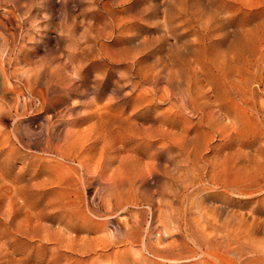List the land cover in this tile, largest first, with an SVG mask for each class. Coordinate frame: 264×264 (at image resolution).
<instances>
[{"label": "rangeland", "instance_id": "obj_1", "mask_svg": "<svg viewBox=\"0 0 264 264\" xmlns=\"http://www.w3.org/2000/svg\"><path fill=\"white\" fill-rule=\"evenodd\" d=\"M40 1H34L37 20H22L18 31L25 37L6 53L12 65L0 69V264H264L263 152L256 151L264 147L262 124L241 114L231 132L208 133L197 114L169 109L174 99L166 97L167 84L154 88L150 79L166 64L178 73L184 60L189 74L198 70L204 89L220 90L214 69L219 55L264 53V0ZM15 3L0 0V19L8 10L19 13ZM30 69L41 75L31 78L32 88L19 80ZM129 79L140 82L134 91ZM19 88L27 91L26 100L18 98ZM258 100L264 104V97ZM48 127L64 138L57 150L69 159L42 150ZM169 141H177L173 152L180 159L189 156L178 177L171 167L180 159L167 149L158 153ZM148 222L156 231L153 242L157 230L187 226L230 244L198 248L191 260H158L143 246ZM176 237L162 244L182 240Z\"/></svg>", "mask_w": 264, "mask_h": 264}, {"label": "bare ground", "instance_id": "obj_2", "mask_svg": "<svg viewBox=\"0 0 264 264\" xmlns=\"http://www.w3.org/2000/svg\"><path fill=\"white\" fill-rule=\"evenodd\" d=\"M15 3V7L18 10V14L12 9V10H8L7 12H5L3 14V20L0 19L1 22V27H3L6 30V33H0V55L2 54V58L0 57V69H2L3 71H5V64L10 66L12 65V58L8 57L6 58V53L9 55L12 54V51L16 50V44L18 42V39L20 38H24L22 37L23 35L18 31L21 26H22V20H27L29 23H33L37 20L38 18V14L35 12L36 7L34 6L35 0H14ZM24 1V3H22ZM42 1V0H41ZM40 1V2H41ZM168 2H170L169 0H167ZM166 1V2H167ZM38 2V1H37ZM90 2V1H89ZM3 3V2H2ZM39 3V2H38ZM4 4V3H3ZM5 5V4H4ZM12 5V4H11ZM40 6V5H39ZM43 6V5H42ZM95 6V5H94ZM43 8V7H42ZM15 9V8H14ZM149 9V8H148ZM164 10V9H163ZM2 14V13H1ZM41 15V14H40ZM21 18V19H20ZM43 18V17H42ZM41 18V19H42ZM47 18V16H46ZM19 21L18 24L16 25L17 28L13 29V31H9V29H7L8 25L13 26L15 21ZM71 22V21H70ZM74 22V21H73ZM66 24V23H65ZM36 25V24H35ZM34 26V25H32ZM66 26V25H65ZM27 27V26H26ZM24 26V28H26ZM37 27V26H36ZM71 27V26H70ZM38 28V27H37ZM30 29V28H29ZM28 29V30H29ZM43 29V28H42ZM67 29V28H65ZM4 30V31H5ZM75 30V29H74ZM3 31V32H4ZM34 31V30H33ZM25 32V31H22ZM28 34V33H27ZM21 35V36H20ZM91 35V33H90ZM36 37V36H35ZM85 37V35H84ZM212 37V36H211ZM28 39V38H26ZM29 40V39H28ZM33 40V38H32ZM25 41V40H24ZM30 41V40H29ZM27 42V41H26ZM203 42V41H202ZM70 43V42H69ZM198 43V42H197ZM206 43V41L204 42ZM20 44V43H19ZM24 45V44H22ZM19 47V45H18ZM21 47V46H20ZM24 47V46H22ZM68 47V46H67ZM25 48V47H24ZM179 48V47H178ZM89 49V48H88ZM19 50V49H18ZM136 50V49H135ZM186 50V49H185ZM17 51H15L16 53ZM74 52V51H73ZM82 52V51H81ZM145 52V51H144ZM24 53V52H21ZM20 53V54H21ZM130 53V51H129ZM162 54V53H161ZM169 54V53H168ZM228 54V53H227ZM139 55V54H138ZM172 55V54H171ZM17 56V55H16ZM13 57V56H12ZM70 57V56H69ZM139 57V56H138ZM182 57V55H178V58ZM219 59L216 60V62L214 63V69L217 73V79L221 85L220 90H214L213 88L210 89H204V86L202 85V79L198 76V70L196 68L193 69V74H189L188 70L191 67L190 65H186L185 61L183 60V64L184 66L186 65V68L184 66H181L180 69H178V73H176V71L173 69V67L171 65H164L159 71H157L155 74H153L152 76H150L151 82L154 84V88L156 87V85L159 84V82L163 81L167 84V99L169 98H173L174 100L171 101V106L169 107V109H173L175 108V111L177 112H185V113H189V114H197L198 117V123H204L205 126H207V130L206 132L210 133V131H218V132H222V135H225L223 133H229L231 132L233 129H236V124L237 122V116L243 114L242 116H246V114H248V117H253L257 122H260L264 128V104L261 103V105H259L260 103L258 102V98H263L264 97V73L262 70V67H260V65H258V61L260 62V60L264 61V53L263 52H259L258 54L252 55V56H248L246 57L245 54L243 52H238V53H233L231 55H219ZM19 58V57H18ZM136 59V57H135ZM24 61V60H22ZM135 61V60H134ZM173 61H175L173 59ZM248 61L252 62V65L250 63V67H245V71L247 73V75H241V73L239 71H241L245 65V63H248ZM153 62V61H152ZM66 63V62H65ZM139 63V62H138ZM188 63H191V61H189ZM264 63V62H263ZM70 64V63H69ZM170 64V63H169ZM176 64V63H175ZM19 65V64H18ZM174 65V64H173ZM39 66V65H38ZM84 66V65H83ZM13 67V66H12ZM196 67V66H195ZM7 68V67H6ZM10 68V67H9ZM22 68V67H21ZM35 68V67H34ZM151 68V66H150ZM155 68V67H154ZM148 69V68H147ZM70 70V69H69ZM76 70V69H75ZM233 70L238 71V74L233 73ZM41 72V71H40ZM125 72V71H124ZM148 72V71H147ZM152 72V69H151ZM243 72V71H242ZM233 73V74H232ZM21 78H19V80H23L25 79V81H27L26 86L31 87L32 85V81L31 78L35 77L36 81H38L41 77L40 73L37 70L34 69H30V70H25L23 72H21ZM10 76V75H9ZM8 76V78H9ZM49 76V75H48ZM130 74H128V78H129ZM141 76V74H140ZM44 77V76H43ZM17 79V78H16ZM56 79V78H55ZM77 81V80H75ZM128 81H131L129 84L132 86L131 91H134L140 84L139 81H132L131 79H129ZM208 81V80H207ZM32 82V83H30ZM52 83V82H51ZM56 83V82H55ZM150 83V82H149ZM252 83H255L257 85V88L252 87ZM41 85V84H40ZM44 85V84H43ZM66 88H69L71 85H69L68 83H64ZM16 86V85H15ZM18 86V85H17ZM16 86V87H17ZM142 86V85H141ZM63 87V86H61ZM162 87V85H161ZM9 88V87H8ZM165 88V86L163 87ZM13 89V88H12ZM28 89V88H27ZM112 89V87H111ZM162 89V88H161ZM9 90V89H8ZM7 90V91H8ZM31 90V89H30ZM18 98L23 97L26 100V92L25 90H23L22 88H19L18 90H15ZM130 91V90H129ZM148 91V90H147ZM154 91V89H153ZM6 93V92H5ZM29 93V92H28ZM33 93V91H32ZM132 93V92H130ZM30 95V94H29ZM47 95V94H46ZM129 95V94H128ZM31 97V96H30ZM122 97V96H121ZM165 97V98H166ZM118 98V97H117ZM120 99V98H119ZM30 100V99H28ZM32 100V99H31ZM54 100V99H53ZM56 101V100H55ZM154 101V100H153ZM16 102V100H15ZM47 102V101H46ZM165 103V102H164ZM25 104V103H24ZM44 104V103H43ZM31 108V106H30ZM34 108V106H33ZM1 109V108H0ZM24 109V108H22ZM32 109V108H31ZM174 110V109H173ZM172 112V111H171ZM153 114V113H152ZM17 115V114H15ZM2 116V115H1ZM55 118V117H54ZM53 118V119H54ZM52 119V120H53ZM2 120V118H1ZM56 121V120H55ZM65 121V120H64ZM254 121V120H253ZM47 122V121H46ZM45 122V124H46ZM58 122V121H57ZM63 122V120H62ZM193 122V121H192ZM43 124V123H42ZM58 124V123H57ZM197 124V123H196ZM20 125V124H19ZM54 125V124H53ZM193 125V123H192ZM49 126V125H48ZM52 126V124H51ZM133 127V126H132ZM198 127V126H197ZM195 127V128H197ZM51 128V127H50ZM122 128V127H121ZM167 128V127H166ZM255 128V127H254ZM45 129V128H44ZM55 129V128H54ZM54 129L50 130L49 127L46 128V134H47V139H46V143L44 144V146L42 147L43 151H48V152H53L54 150H57L58 148H60L59 142L63 141L64 138H61L60 133H57L56 130L54 131ZM159 130L161 129V126H158ZM165 129V128H164ZM61 130V129H59ZM68 130V129H67ZM236 131V130H235ZM258 131V130H257ZM263 131V130H262ZM29 132V131H28ZM133 132V131H132ZM163 132V131H162ZM193 132V130H192ZM253 132V131H252ZM70 133V132H69ZM129 134V132H127ZM182 133V132H181ZM195 133V132H194ZM36 134V133H35ZM43 134V133H42ZM45 134V133H44ZM45 134V135H46ZM62 134V133H61ZM66 134V133H65ZM157 134V133H156ZM177 134V133H176ZM70 135V134H69ZM132 135V134H131ZM135 135V134H133ZM33 136V135H32ZM143 136V135H142ZM160 136V135H159ZM200 136V135H199ZM216 136V134H215ZM165 137V136H164ZM163 137V138H164ZM177 137V136H175ZM157 138V137H156ZM192 138V137H191ZM31 139V138H30ZM154 139V138H153ZM165 139V138H164ZM176 139V138H175ZM174 139V140H175ZM20 140V139H19ZM38 140V139H37ZM167 140V139H166ZM172 140V139H171ZM203 141V140H202ZM30 142V141H29ZM28 142V143H29ZM177 142V141H176ZM176 142L174 141H169L167 143H163L162 145L158 147V153L161 150H165L167 149L168 151H170V154L172 156L173 159H177L180 156L182 157V154H178L176 152H173V149L178 147L176 145ZM34 143V142H33ZM264 143H262L263 145ZM176 145V146H175ZM197 145V144H196ZM209 145V144H207ZM260 145V144H259ZM201 146V145H200ZM65 147V146H64ZM146 148V147H145ZM194 148V147H192ZM239 148V147H238ZM146 150V149H145ZM70 151V150H69ZM191 151V150H190ZM256 151H262L263 154L262 156V167L261 169V180L264 181V147L261 146L260 148H258ZM59 156L61 157V159L63 160H67L69 159V157L63 153L61 150H57ZM154 152V151H153ZM179 152V150H178ZM182 152V151H181ZM194 152V150H193ZM184 154V152H183ZM226 154V153H225ZM152 155V154H151ZM184 156V155H183ZM245 156H249V155H245ZM74 157V156H73ZM157 157V156H156ZM189 156H187L188 158ZM71 158V157H70ZM187 158L183 157V158H179L180 160L173 162V165L171 167V176L172 177H178L177 174L180 173V170H182V164L183 162H185L187 160ZM206 158V157H205ZM221 158V157H220ZM223 158V157H222ZM238 158V157H237ZM240 158V157H239ZM200 159V157H199ZM58 160V159H56ZM232 160V159H231ZM239 160V159H238ZM153 161V159H152ZM161 161V160H160ZM164 161V160H163ZM236 162V160H234ZM165 162V161H164ZM217 162V161H216ZM215 162V163H216ZM155 163V162H154ZM161 163V162H160ZM163 163V162H162ZM189 163V162H188ZM187 164V163H186ZM82 166V164H80ZM154 165V164H153ZM192 164H187V166H189V168H193L191 166ZM248 165V164H247ZM88 166V165H87ZM151 167V166H150ZM153 167V166H152ZM184 167V166H183ZM77 168V167H76ZM84 168V167H82ZM149 168V167H148ZM207 168V167H206ZM216 169V168H215ZM98 170V169H97ZM169 170V169H168ZM167 170V173H168ZM188 170V169H187ZM70 171V170H69ZM195 171V170H194ZM213 171V170H212ZM73 173V172H72ZM144 172H142L143 174ZM184 173V172H183ZM200 173V172H199ZM155 174V173H154ZM159 174V173H158ZM94 175V174H93ZM97 175V174H96ZM99 175V174H98ZM156 175V174H155ZM193 175V174H192ZM106 176V175H105ZM104 176V177H105ZM191 176V175H190ZM103 177V178H104ZM140 177V176H139ZM138 177V178H139ZM147 178H150L148 176H145ZM144 177V178H145ZM159 177V176H158ZM167 177V176H166ZM180 177V175H179ZM99 178V177H98ZM146 178V179H147ZM154 178V177H153ZM191 178V177H190ZM157 179V178H156ZM155 179V180H156ZM161 179V177H160ZM187 179V178H186ZM70 180V179H69ZM91 180H94L91 179ZM164 180V179H163ZM191 180V179H190ZM210 180V179H208ZM109 181V180H108ZM144 181V180H143ZM188 181V180H187ZM195 181V180H194ZM251 181V180H250ZM86 182V181H85ZM104 182V181H103ZM115 182V181H114ZM113 182V183H114ZM146 182V181H145ZM160 182V181H158ZM163 181H161L162 184ZM189 182V181H188ZM73 183V182H72ZM92 183V182H91ZM111 183V182H110ZM147 183V182H146ZM260 183V182H258ZM89 184V183H88ZM105 184V183H104ZM140 184V183H139ZM143 184V183H142ZM180 184V183H179ZM190 184V183H188ZM199 184V183H198ZM210 184V183H209ZM71 185V183H70ZM81 185V184H80ZM100 185V184H99ZM113 184H110V186H112ZM146 185V184H144ZM143 185V186H144ZM153 185V184H152ZM163 185V184H162ZM101 186V185H100ZM148 186V185H147ZM160 186V185H159ZM165 186V184H164ZM163 186V187H164ZM167 186V185H166ZM181 186V185H180ZM259 186V185H258ZM107 187V186H106ZM156 187V186H155ZM162 187V188H163ZM190 187V185L188 186ZM197 187V186H196ZM249 187V186H248ZM251 187V186H250ZM255 187V186H254ZM257 187V186H256ZM105 188V187H104ZM145 188V187H144ZM159 188V187H158ZM230 188V187H229ZM253 188V187H252ZM262 188V186H261ZM108 189V188H107ZM140 189V188H139ZM143 189V188H142ZM148 189V188H147ZM154 189V188H153ZM188 189V188H187ZM254 189V188H253ZM253 189H249V190H253ZM260 189V188H259ZM146 190V189H145ZM152 190V189H151ZM150 190V191H151ZM157 190V188H156ZM155 190V191H156ZM248 190V189H247ZM97 190H95L96 192ZM142 191V190H140ZM147 191V190H146ZM145 191V193H146ZM154 191V190H152ZM161 191V190H160ZM179 191V190H178ZM76 192V191H75ZM78 192V191H77ZM80 192V191H79ZM101 193V191H99ZM98 192V193H99ZM109 191L107 190L106 194ZM149 192V191H148ZM158 192V191H157ZM230 192V191H229ZM104 193V192H103ZM112 193V192H111ZM155 193V192H154ZM169 193V192H168ZM182 193V192H181ZM180 193V194H181ZM185 193V192H184ZM202 193V192H201ZM243 193V192H242ZM246 193V192H245ZM252 192H250L251 194ZM73 194V193H72ZM97 194V193H96ZM105 194V193H104ZM103 195V196H107V195ZM151 193H149L150 195ZM157 194V193H155ZM159 194V193H158ZM157 194V195H158ZM172 194V193H171ZM191 194V193H190ZM80 195V193H79ZM95 195V194H94ZM145 195V194H144ZM160 195V194H159ZM193 195V194H192ZM100 196V195H99ZM185 196V195H183ZM182 196V197H183ZM117 197V196H116ZM149 197V196H148ZM155 197V196H154ZM153 197V198H154ZM159 197V196H158ZM199 197V196H198ZM118 198V197H117ZM150 198V197H149ZM152 198V199H153ZM175 198V197H174ZM203 198V197H202ZM101 199V197L99 198ZM105 200V198H103ZM102 199V200H103ZM144 199V198H143ZM161 199V198H160ZM158 199V200H160ZM115 200V199H114ZM141 200V199H140ZM155 200V199H154ZM106 201V200H105ZM174 201V200H173ZM176 201V200H175ZM111 202V201H110ZM117 202V201H116ZM146 202V201H145ZM148 202V201H147ZM90 204V203H89ZM158 204V203H157ZM163 204V203H162ZM172 204V203H171ZM109 205V203H108ZM112 205V203H111ZM161 205V203H160ZM182 205V204H181ZM187 205V204H186ZM220 205V204H219ZM218 205V206H219ZM124 206V205H123ZM159 206V205H158ZM157 206V207H158ZM162 206V205H161ZM191 206V204H190ZM193 206V205H192ZM225 207V205H223ZM220 207V206H219ZM222 207V205H221ZM223 207V208H224ZM111 208V207H110ZM124 208V207H123ZM154 208V207H152ZM191 208V207H189ZM125 209V208H124ZM147 209V208H146ZM164 209V208H163ZM206 209V208H205ZM226 209V208H225ZM139 210V209H138ZM143 210V209H142ZM161 210V209H160ZM197 210V209H196ZM221 210V209H220ZM144 211V210H143ZM142 211V212H143ZM171 211V210H170ZM223 211V209H222ZM229 211V210H228ZM157 212V210H156ZM159 212V211H158ZM178 212V211H177ZM181 212V211H180ZM235 212V211H234ZM138 213V212H137ZM140 213V212H139ZM145 212H143L144 214ZM152 213V212H151ZM176 213V212H175ZM131 214V213H130ZM142 214V213H140ZM172 215L171 212L168 213V215ZM224 214V212H223ZM228 214V213H227ZM134 215V213H133ZM139 215V214H136ZM147 215V214H144ZM156 215H159L156 214ZM179 215V214H178ZM177 215V216H178ZM193 215V214H192ZM164 216V215H163ZM190 216V215H189ZM131 217V216H130ZM139 217V216H138ZM136 216V218H138ZM151 217V214H150ZM180 218V215L178 216ZM135 218V217H134ZM141 218V217H140ZM142 218H144L142 216ZM133 219V218H131ZM146 219V217L144 218ZM219 219V218H218ZM233 218L228 219V223L231 222ZM141 220V219H139ZM152 220V219H150ZM222 220V219H221ZM262 220V219H261ZM133 221V220H132ZM144 221V220H143ZM181 221V220H180ZM209 221V220H208ZM259 221V220H258ZM139 222V221H138ZM154 222V221H153ZM152 222V223H153ZM183 221H181L182 224ZM221 222V221H220ZM203 223V222H202ZM216 223V222H215ZM259 223V222H257ZM213 224V223H212ZM253 224V223H252ZM133 225V224H132ZM136 225V223H135ZM150 222H148V227L146 225L147 228H145L144 230V236L145 239L143 238V246L145 248V250L148 251V253L152 256V258H157L162 259V260H167L169 262H174L176 260H179L182 257H186L188 258V260H191L190 258H195L196 256H198L200 254L199 249L202 248L203 246L205 247H209V246H215L216 244H224L223 246L229 245L230 242L228 241L227 238H223L220 239L217 236H213L210 237L208 235H206L205 231H203L202 229L197 228V230H190L188 229V227L184 225V227L186 228V230H181L179 229V231H173V230H168V229H164V231L162 230H157V240L156 241H152L153 239V235L154 233H156L155 230H153L151 227H149ZM153 225V224H151ZM204 225V224H202ZM206 225V224H205ZM204 225V226H205ZM208 225V223H207ZM214 225V224H213ZM212 225V226H213ZM228 225V224H227ZM263 225V224H262ZM143 226V225H142ZM180 223L178 225H176V227H179ZM196 226V225H195ZM203 226V227H204ZM254 226V225H253ZM45 227V226H44ZM131 227V226H130ZM138 228L136 229L137 232H139L141 226L138 225ZM174 227V226H173ZM190 227V226H189ZM198 227V226H197ZM202 227V226H201ZM227 227V226H226ZM206 229V226L204 227ZM258 228V227H257ZM42 229V228H41ZM47 229V228H46ZM243 229V228H242ZM249 229V228H248ZM39 231V230H38ZM37 231V232H38ZM209 231V229L207 230ZM240 231V230H239ZM129 232V231H128ZM136 232V233H137ZM211 230L207 233H210ZM227 232V231H226ZM230 232V231H229ZM235 232V231H234ZM50 233V232H49ZM58 233V232H57ZM56 233V234H57ZM133 233V232H132ZM223 233V232H222ZM258 233V231H257ZM213 234V233H211ZM52 235V234H51ZM210 235V234H209ZM219 235V234H218ZM221 235V234H220ZM229 235V234H228ZM233 235V234H232ZM241 235V234H240ZM172 236H177L180 237L182 240H180L178 243L176 242H167L166 244H162V242H164V240H166V238L168 237H172ZM55 237V236H54ZM176 237V238H177ZM190 239V242L192 241V243L197 246V247H189L187 246L188 242L186 241V238ZM233 237V236H232ZM238 237V236H236ZM58 238V237H57ZM170 240V239H169ZM177 240V239H176ZM179 240V239H178ZM188 240V239H187ZM172 241V240H171ZM174 241V240H173ZM239 241V240H238ZM142 243V242H141ZM239 243V242H238ZM61 244V243H60ZM234 244V243H233ZM244 244V243H243ZM62 245V244H61ZM66 245V244H64ZM67 246V245H66ZM191 246V245H189ZM222 246V245H221ZM222 246V247H223ZM233 247H237V246H233ZM247 247V246H246ZM199 248V249H198ZM228 248V247H227ZM217 249H219L217 247ZM242 250V249H241ZM206 251V250H205ZM259 251V253H263L262 250H260L259 248H253L252 252L253 253H257ZM146 252V251H145ZM225 253V251H223ZM222 252V253H223ZM207 253V252H203ZM232 254V252H230ZM234 253V252H233ZM243 253V251L241 252V254ZM247 253V252H246ZM5 254V253H4ZM202 254V253H201ZM229 254V252L227 253ZM229 254V255H231ZM226 255V254H225ZM236 255V254H235ZM234 255V256H235ZM264 255V253H263ZM206 256V255H205ZM220 256V255H219ZM247 256V255H246ZM240 257V255L238 256ZM252 257V256H251ZM223 258V256H222ZM255 258V257H254ZM234 259V258H233ZM263 259V258H262ZM196 260V259H195ZM200 260V259H199ZM215 260V259H213ZM229 260V259H228ZM237 260V259H236ZM261 260V259H259ZM137 261V260H136ZM252 261V260H251ZM205 262V264L208 263L207 260L203 261ZM223 262V261H222ZM236 262V261H235ZM240 262V260H239ZM202 263V261H201ZM237 263V262H236ZM218 264V263H217ZM244 264V263H243Z\"/></svg>", "mask_w": 264, "mask_h": 264}]
</instances>
